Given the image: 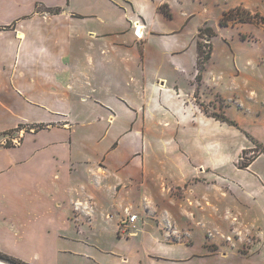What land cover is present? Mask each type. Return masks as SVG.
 Segmentation results:
<instances>
[{
  "label": "rangeland",
  "instance_id": "374dc122",
  "mask_svg": "<svg viewBox=\"0 0 264 264\" xmlns=\"http://www.w3.org/2000/svg\"><path fill=\"white\" fill-rule=\"evenodd\" d=\"M71 3L103 18L114 37L127 34L130 42L138 40L141 53L152 52L146 65L144 60L140 64L145 70L139 71L133 57L130 62L120 57L108 66V82L96 84L112 92L106 100L118 114L116 128L128 131L122 149L144 165L145 175L136 184L125 180L131 186L124 192L137 194L136 207L128 205L126 215L142 221L135 230L109 229L103 243L73 238L51 243L62 250L51 264H92L90 255H98L99 247L109 248L119 264H264V243L247 238L248 232L264 228V154L248 160L264 147V23L220 26L224 12L246 0ZM248 9L264 17V0ZM92 26L104 32L99 23ZM198 44L211 52L200 67ZM127 63L131 76L120 70ZM115 92L122 99L112 98ZM40 244L46 246L26 243L21 248L39 254ZM14 246L0 243V262L30 264L9 253Z\"/></svg>",
  "mask_w": 264,
  "mask_h": 264
},
{
  "label": "crops",
  "instance_id": "0c3cea01",
  "mask_svg": "<svg viewBox=\"0 0 264 264\" xmlns=\"http://www.w3.org/2000/svg\"><path fill=\"white\" fill-rule=\"evenodd\" d=\"M256 1L228 11H249ZM102 19L81 12L71 0H0V243L15 244L9 253L30 264H51L62 251L51 243L71 238L103 243L109 229L135 230L142 221L125 226L130 216L125 209L136 207L137 194L134 189L124 192L145 175L144 165L122 149L128 131L116 128L118 114L106 100L112 92L106 94V87L96 84L108 82L111 62L134 58L139 68L152 52L141 53L138 40L130 42L127 34L114 37ZM94 22L104 27L102 34ZM120 70L134 74L130 63ZM8 139L11 147L5 144ZM247 238L264 243L263 226ZM26 243L46 246L40 244L35 254L29 246L31 251L21 248ZM96 252L90 255L92 264H119L112 261L109 248Z\"/></svg>",
  "mask_w": 264,
  "mask_h": 264
},
{
  "label": "trees",
  "instance_id": "16d2710c",
  "mask_svg": "<svg viewBox=\"0 0 264 264\" xmlns=\"http://www.w3.org/2000/svg\"><path fill=\"white\" fill-rule=\"evenodd\" d=\"M257 19H259V22L264 23V17L261 16V14L259 13H255L252 14L251 12L243 9V8H235L233 10H230L226 13L223 14V17L220 20V26L221 27H227L229 25H236V24H244V23H248L251 21H258ZM207 32L211 33V36H216L215 35V31H213L212 29L208 28L206 29ZM205 31H201L200 35H202ZM245 38V37H243ZM212 48V47H210ZM198 49V60H197V64L198 67H200L203 63H205V61H207L210 57H211V52L206 53L203 49V45L198 44L197 46ZM42 127H33L32 129H36V131H39ZM9 135V134H8ZM8 147H11L10 143H7ZM262 147V146H261ZM263 150L262 152H258V153H254L252 159H248L249 161H253L255 159H257L260 154H264V147H262ZM244 154H246V152H244ZM249 166V164H247L246 168Z\"/></svg>",
  "mask_w": 264,
  "mask_h": 264
},
{
  "label": "built area",
  "instance_id": "2783aa9c",
  "mask_svg": "<svg viewBox=\"0 0 264 264\" xmlns=\"http://www.w3.org/2000/svg\"><path fill=\"white\" fill-rule=\"evenodd\" d=\"M14 142H17V143H14L15 145H19V142L17 140H15ZM137 219H138L137 215H130L128 217L127 222L125 223V226H128L129 224H134L137 221Z\"/></svg>",
  "mask_w": 264,
  "mask_h": 264
},
{
  "label": "bare ground",
  "instance_id": "6f19581e",
  "mask_svg": "<svg viewBox=\"0 0 264 264\" xmlns=\"http://www.w3.org/2000/svg\"><path fill=\"white\" fill-rule=\"evenodd\" d=\"M0 264H4V263H0Z\"/></svg>",
  "mask_w": 264,
  "mask_h": 264
},
{
  "label": "water",
  "instance_id": "95a60500",
  "mask_svg": "<svg viewBox=\"0 0 264 264\" xmlns=\"http://www.w3.org/2000/svg\"><path fill=\"white\" fill-rule=\"evenodd\" d=\"M0 263H2V262H0Z\"/></svg>",
  "mask_w": 264,
  "mask_h": 264
}]
</instances>
